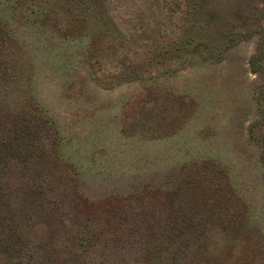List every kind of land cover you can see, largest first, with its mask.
<instances>
[{
    "label": "rangeland",
    "instance_id": "rangeland-1",
    "mask_svg": "<svg viewBox=\"0 0 264 264\" xmlns=\"http://www.w3.org/2000/svg\"><path fill=\"white\" fill-rule=\"evenodd\" d=\"M264 0H0V264H264Z\"/></svg>",
    "mask_w": 264,
    "mask_h": 264
},
{
    "label": "trees",
    "instance_id": "trees-1",
    "mask_svg": "<svg viewBox=\"0 0 264 264\" xmlns=\"http://www.w3.org/2000/svg\"><path fill=\"white\" fill-rule=\"evenodd\" d=\"M82 1L88 2L90 0H82ZM250 64H251V70L253 72L261 74L262 77L264 78V47L263 49H260L256 54L252 56L250 60ZM258 99L260 101L264 100V92L260 94V97Z\"/></svg>",
    "mask_w": 264,
    "mask_h": 264
}]
</instances>
